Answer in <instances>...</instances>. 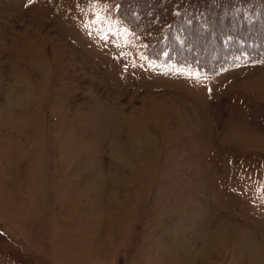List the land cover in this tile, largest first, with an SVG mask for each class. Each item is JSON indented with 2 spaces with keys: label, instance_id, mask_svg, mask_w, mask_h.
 Instances as JSON below:
<instances>
[{
  "label": "rangeland",
  "instance_id": "rangeland-1",
  "mask_svg": "<svg viewBox=\"0 0 264 264\" xmlns=\"http://www.w3.org/2000/svg\"><path fill=\"white\" fill-rule=\"evenodd\" d=\"M117 7L0 0V264H264L261 27L209 72Z\"/></svg>",
  "mask_w": 264,
  "mask_h": 264
},
{
  "label": "trees",
  "instance_id": "trees-1",
  "mask_svg": "<svg viewBox=\"0 0 264 264\" xmlns=\"http://www.w3.org/2000/svg\"><path fill=\"white\" fill-rule=\"evenodd\" d=\"M103 1L110 4L112 10L115 9V4L118 5L114 13L115 16L122 23L128 25L135 36L142 38L141 41H144L146 45L145 54L152 60L161 61L163 59L166 61L170 58L214 72L230 65L231 55L243 51V46H239V44L231 47V40L255 38L252 36L255 33L249 28L250 26H260L264 36V0H221L222 3L217 0ZM206 7H209V10ZM190 17H194V19L192 20ZM221 20L230 21L231 24L219 28L221 25L218 26L217 23ZM188 22L193 24L192 28H196L197 25V45H194L190 38L194 33L190 34ZM183 29L186 31L182 32ZM177 32H181L179 35H182L181 37L185 35L183 38L187 36L188 44L184 45L185 49L176 41ZM171 39L174 41L173 43H170ZM213 40L217 42L216 47L207 51L204 48L206 43L209 42L208 45L215 44ZM255 41L257 49L252 50V56L264 58V37L260 38L257 35ZM173 46H176L175 49ZM189 46L194 48L192 53L188 52L187 47ZM225 48H228L227 52L218 55L217 51L222 49L223 52ZM164 49H171L170 55L168 53L166 58H163L162 55ZM214 56L217 57L214 58Z\"/></svg>",
  "mask_w": 264,
  "mask_h": 264
},
{
  "label": "bare ground",
  "instance_id": "bare-ground-1",
  "mask_svg": "<svg viewBox=\"0 0 264 264\" xmlns=\"http://www.w3.org/2000/svg\"><path fill=\"white\" fill-rule=\"evenodd\" d=\"M106 210V209H105ZM189 264H193L192 262H190Z\"/></svg>",
  "mask_w": 264,
  "mask_h": 264
}]
</instances>
